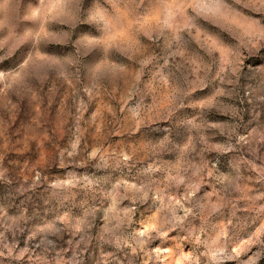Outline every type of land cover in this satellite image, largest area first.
I'll list each match as a JSON object with an SVG mask.
<instances>
[{"label":"rangeland","instance_id":"1","mask_svg":"<svg viewBox=\"0 0 264 264\" xmlns=\"http://www.w3.org/2000/svg\"><path fill=\"white\" fill-rule=\"evenodd\" d=\"M0 264H264V0H0Z\"/></svg>","mask_w":264,"mask_h":264}]
</instances>
